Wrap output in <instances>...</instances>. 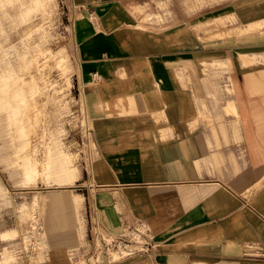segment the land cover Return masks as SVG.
Returning a JSON list of instances; mask_svg holds the SVG:
<instances>
[{"label": "rangeland", "instance_id": "374dc122", "mask_svg": "<svg viewBox=\"0 0 264 264\" xmlns=\"http://www.w3.org/2000/svg\"><path fill=\"white\" fill-rule=\"evenodd\" d=\"M144 1L124 6L142 23H159L162 12L171 18L176 10L172 0ZM180 1L190 13L224 0ZM35 2L0 0V42H8L0 54L22 67L27 81L30 59L35 70L18 127L0 132V264H137L154 247L158 254L167 226L192 209L177 202L178 184L198 183L192 170L199 150L160 117L97 141L74 84L78 58L67 0ZM255 24L251 32L262 26ZM197 30L204 41L242 34L233 13L200 21ZM255 41L264 43V36ZM57 156L70 174L56 172ZM194 190L198 202L227 199L220 186Z\"/></svg>", "mask_w": 264, "mask_h": 264}, {"label": "crops", "instance_id": "0c3cea01", "mask_svg": "<svg viewBox=\"0 0 264 264\" xmlns=\"http://www.w3.org/2000/svg\"><path fill=\"white\" fill-rule=\"evenodd\" d=\"M172 1L171 18L162 12L161 22L142 23L124 7L128 0H67L78 100L97 141L160 117L199 150L198 183L178 184L177 202L192 209L167 226L159 255L154 247L137 264H264V43L255 41L264 36V0H224L190 13ZM225 13L241 31L262 26L202 40L197 24ZM209 185L226 191L224 203L196 201L194 189Z\"/></svg>", "mask_w": 264, "mask_h": 264}, {"label": "bare ground", "instance_id": "6f19581e", "mask_svg": "<svg viewBox=\"0 0 264 264\" xmlns=\"http://www.w3.org/2000/svg\"><path fill=\"white\" fill-rule=\"evenodd\" d=\"M45 0H43L44 2ZM218 2L217 0H214ZM36 4L39 3V0H36ZM254 25L247 26L246 29H242V33L251 32L254 30L252 27ZM11 39V37H8ZM7 42V36L4 39V42H0V49L5 46ZM242 56V55H241ZM33 59H30L27 65L24 67L25 70L27 69L29 73L28 81L24 77V72H22V67H19L18 71L13 67L12 59L9 58L6 53L2 52L0 54V132L4 130V128L8 125L17 126L20 121L18 117V113L21 110V105L23 106V102L26 99H29L28 94V83L34 81V77L31 76V73L35 70L32 67H27ZM15 62L20 63L22 62L20 57H16ZM219 64V63H218ZM32 69V70H31ZM230 88V92H231ZM21 102V104H20ZM235 106L229 103V109H234ZM52 166H54L57 170L56 172L59 173H66L70 174L68 170H66L65 162L57 156ZM26 168V166H25ZM29 168V167H28ZM30 173V170L27 171V175ZM57 237V236H56ZM75 234H71L70 236L67 235L66 239H73L75 238ZM55 236L51 237V240L54 239Z\"/></svg>", "mask_w": 264, "mask_h": 264}]
</instances>
